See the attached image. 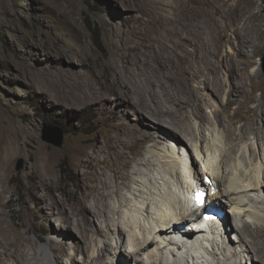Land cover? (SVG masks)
<instances>
[{
	"label": "bare ground",
	"instance_id": "6f19581e",
	"mask_svg": "<svg viewBox=\"0 0 264 264\" xmlns=\"http://www.w3.org/2000/svg\"><path fill=\"white\" fill-rule=\"evenodd\" d=\"M161 1L163 2L159 3L168 5L166 9L171 8L174 11V16L168 17L160 14L159 17H156L159 27L153 28L152 32L137 33V35L139 34L137 37L143 35L149 38L148 42L141 40L136 45L130 46L121 44V42L118 45L115 41L114 45L117 46L110 51L108 56L104 57L89 53L85 46L75 49L73 57H77L76 60L80 63V67L75 68V72L68 79L71 90L75 94L74 103L88 104L97 102L99 99L107 102L110 99L114 100L116 104H130L142 115L135 123L120 120L112 124L117 134L108 139L106 147L111 150V156L114 155V158L112 157V163L106 165L103 171L96 172L93 178L94 185L89 184L87 174L85 171L83 172L79 186L88 192L93 201V209H89L85 202L79 201V209L84 213V219L78 220L76 228L73 227V223H75L73 218L67 214L59 200L54 197L51 202V199L45 195L38 198L37 201L38 204H41L40 210L43 212V218L50 221L51 226L47 228L42 224L36 228L34 224H31L28 229L38 231L37 235L40 240H44L43 233L47 230L57 232L64 241H62L63 246L69 238L75 240L79 237L89 238L93 228L98 234L105 235L106 230L100 221H106L110 228L112 213H120V209L113 206V196L119 197L121 206L127 205L128 202L127 196L123 193L124 187L128 185L127 181L131 178V173L125 171L131 165L132 160H129L128 151H131L137 144L150 141L155 145L169 137L176 142V147H171L170 153L164 155L163 158H165L164 163L173 166L174 175L177 176V183H175L177 186L170 185L168 179L166 184L168 182L167 186L170 192L167 194L170 193V195H167L166 192L159 193L160 198L163 197L164 201L162 199L159 201L158 198L155 202H153V198L144 199L146 202H143L145 203L143 207H145L147 217H152L155 223L152 226L153 229L151 228L153 237H144L141 248L145 252L153 251L155 253L157 249L172 245L171 252L174 256L178 250H181L182 253V251L197 248L195 250L197 253L192 254L194 262L197 264L205 263V260L210 263L207 256L203 254L204 251L217 258L218 263L221 260L230 261L232 258L236 259L240 256V262L235 260L227 262V264H249L243 259V256L249 255L253 259L252 264H264V209L258 205V203L264 204V199L259 197V192L264 193V125L260 122L264 119V103L261 106L262 114H259L256 108H249L248 102L254 98V95L247 90L250 82L253 87L256 86L257 81H260V76L258 73H250L248 67L243 66L240 60H235L231 54L223 53L224 46L228 42L235 44L238 53H242L246 46V36L239 27L231 24L236 37L227 39L224 37L227 33L225 26L204 19L205 6L213 7L218 13H221L230 0H198L200 6L193 5V0ZM236 1L242 4V13L254 11L255 0ZM238 8L232 4L229 12L236 13ZM260 12L264 13V8ZM185 17H191V22H186ZM251 25L254 32L263 37L264 30L261 29V24L252 23ZM205 34L208 37H205ZM187 45H191L193 48L189 49ZM262 48L264 49V43ZM85 56L90 60L88 66L82 62V58ZM211 57H216L219 65ZM73 61L74 59H69V62ZM225 62H227L231 74L236 72L239 83L226 81L222 77L221 64L224 65ZM99 69L104 72L101 78L97 72ZM207 70L210 75H207ZM196 80H199L198 83L205 84L207 89H212V94L214 93L213 95L216 96H222L223 91L228 90V97L222 109H217L214 113L220 129L214 130L211 135L205 131V126L209 122V115L205 112L206 98H200L198 85L194 84ZM261 84L264 96V81ZM170 86L174 90L186 93L188 99H182L179 93H172L171 88L169 89ZM239 93L245 97V100L241 101L233 111L232 105L237 102V97L234 95ZM162 94L170 106L164 103ZM183 104L192 106V114L197 120L198 144L195 145L194 150L198 157L195 153L193 155V152L190 158L189 155L185 153L181 155L180 152L181 148L185 146L184 137L193 135L192 125L188 122L190 115L183 109ZM223 114L227 119L223 117ZM241 119L245 120L246 124L238 131L236 126L239 125ZM256 130V134L262 139V142L259 146L260 162L254 163L251 150L255 152L256 148H251L247 142H244V137ZM25 133L29 135L30 132ZM32 136H35L34 133ZM16 137L15 129L9 128L5 135L4 129L0 127V264H25V259H29L31 249L33 255L37 253L34 246L30 250L27 249L26 243H31V241L18 229V226H25L28 223L25 221L15 222L12 216V220H10L8 213L13 211L10 204L11 199L4 202L6 194L10 191L6 181L12 174L13 161L17 154H23V147L18 144ZM33 137L31 139L29 135L25 141L26 146L31 150L29 158L34 161L31 165L32 174L41 170L43 182L46 184L43 186L52 192L54 160L57 150H46L44 146L36 150L37 145L33 141ZM85 140L94 142L88 144L87 147L69 146L67 150L71 160L78 167H85L89 163H93L99 155L105 153L98 137H88ZM238 141H241L242 144ZM89 148H92L93 151L91 152ZM169 148L168 145V151ZM241 150H243L242 154ZM38 152L42 155L35 158V153ZM259 155L255 160H258ZM106 160L104 159V161ZM199 162H201L203 171L201 177H198L201 173L197 169ZM155 164L153 157H146L143 160L145 166H155ZM108 171L112 173L109 174ZM188 177L189 179H187ZM162 178L165 180V175ZM197 179L198 181L200 179L201 182L199 183ZM43 186H39L38 189L41 190ZM173 186L174 188L178 187L176 189L178 191L173 192ZM198 193H204L202 201L206 198H209L208 202L217 200L223 209L227 206L235 212L237 217L247 216L249 221L242 227H239L241 225L239 223L233 226L229 222V216L226 215L225 219L221 221L202 220V224L210 229L209 232L206 233L204 230L198 229L196 224L192 225L194 220L188 213V211L191 212V216L198 214L200 209L198 205L202 202L197 201ZM154 198L156 200V197ZM153 203L159 204L156 206L160 207L157 208L159 213L152 211L150 206ZM57 205H60L61 208L59 217H57L60 223L55 225L47 212L48 210L53 212ZM5 209H9V212H5ZM153 213L156 214V217ZM230 213L228 211V214ZM35 215L37 216V213ZM180 226H184L185 230L174 236L172 232L179 233L183 228ZM230 231H235V234L232 237L230 235L229 240L227 235ZM116 233L124 243L127 235L126 229L123 226H118ZM185 239L190 242V245H182L177 242ZM231 241H234V244L240 242L241 245L246 244V250H243V253L240 252L232 245ZM50 243H52L51 240ZM155 244H157V248L153 247ZM170 246L169 248H171ZM54 247L56 262L62 264V255L57 251L58 246L55 244ZM221 247L224 249L221 253L223 258L217 257ZM229 251L233 253L232 256L228 255ZM11 255H14L15 259L11 258ZM137 255L139 256L138 251L132 250L126 256L120 250L118 257L123 264H131V257H137ZM41 256L43 261L47 259L44 251L41 252ZM171 258L169 255L167 259L169 264L172 263L170 262ZM85 259L86 264L103 263L101 253L92 260ZM149 260L148 264H158L153 256H150ZM45 264L50 263L45 261Z\"/></svg>",
	"mask_w": 264,
	"mask_h": 264
},
{
	"label": "rangeland",
	"instance_id": "374dc122",
	"mask_svg": "<svg viewBox=\"0 0 264 264\" xmlns=\"http://www.w3.org/2000/svg\"><path fill=\"white\" fill-rule=\"evenodd\" d=\"M255 1L254 11L251 13H242V4L236 0H230L221 13H218L213 7L205 6L204 19L225 26L227 33L224 37L227 39L236 37L233 32L234 27H231V24L239 27L246 36V46L242 53H238L235 44L230 42L224 46L223 53L231 54L235 60H240L243 66L248 67L250 73L259 74L260 81H257L256 86L253 87L251 82L247 86V90L254 95V98L248 102V107L256 108L258 113L262 114L261 106L264 103V96L261 83L264 81V49L262 48L264 34L262 37L259 33H255L251 24H261V29L264 30V13L260 12L264 8V0ZM159 2L163 1L160 0ZM159 2L156 0H0V127L4 129L5 135L9 128L15 129L18 144L23 147V154H17L15 157L12 164V174L6 181L10 191L6 194L4 202L11 199L10 204L13 211L8 213L9 209H5L10 220H12V216L15 222L25 221L28 223L25 226H18V229L31 241V243H26L27 249L30 250L34 246L37 253L33 255L31 249L29 259H25V264H45V261L50 264H57L55 244L58 246L57 251L62 255V264H86L85 258L92 260L96 255L98 257L99 253L103 256L102 264H123L118 257L120 250L126 256L132 250L139 252V256L131 257V264H148L150 256H153L158 264H169L167 262L169 255L172 257L171 264H197L192 256L193 253H197L195 251L197 248L182 251V253L181 250H178L177 253L175 252V256L171 252L172 245H168V247L162 245L163 248L157 249L155 253L153 251L145 252L141 248L144 237H153L154 234L151 233H153L152 226L155 223L152 217H147L145 207H143L144 199L153 198V202H155L158 198L159 201H161L160 199L164 201L163 197L160 198L159 193L166 192L167 194L170 192L167 186L168 182L166 184L168 179L170 185L177 186L175 184L177 183V176L174 175L173 166L164 163L165 158H163L164 155L170 153L171 147H176V142L169 137L155 145L154 142L150 141L137 144L131 151H128L129 160H132L131 165L125 171L131 173V178L127 181L128 185L123 189L128 202L127 205L121 206L119 197L113 196V206L120 209V213H112L110 228L106 221H100L106 230L105 235L98 234L93 228L89 238L79 237L76 240L69 238L63 246L62 237L57 232L47 230L43 233L44 240H40L37 235L38 231L28 229L31 224H34L36 228L42 224L47 228L51 226L50 221L43 218V212L40 210L41 204H38L37 201L38 198L45 195L51 199V202H53L54 197L59 200L67 214L73 218L75 222L73 227L76 228L78 220L84 219V213L79 209V201L85 202L89 209H93V201L88 192L79 186L83 172H86L89 184L94 185L93 178L96 172L103 171L106 165L112 163L111 160L114 155L111 156V150L106 147L108 139L117 134L112 124L120 120L135 123L142 115L132 105L116 104L114 100L110 99L107 102L99 99L97 102L88 104L74 103L75 94L71 90L68 79L75 72V68L80 67V63L76 60L77 57H73L75 56V49L85 46L89 53L104 57L108 56L110 51L117 46L114 45L115 41L118 45L121 42V44L130 46L136 45L141 40L148 42L149 38L143 35L137 37L139 35L137 33L152 32L153 28L159 27V21L156 17H159L160 14L168 17L174 16V11L171 8L166 9L168 5ZM193 2V5L200 6L198 0H193ZM232 4H235L237 8L239 7L236 13L229 12ZM185 21L191 22V17H185ZM119 36L122 37L118 38ZM205 37L208 35L205 34ZM187 47L193 48L191 45H187ZM70 58L74 61L69 62ZM211 59L219 65L216 57H211ZM82 62L85 66L90 65V60L86 56L82 58ZM221 69V75L226 81L239 83L236 72L231 74L227 62L224 65L221 64ZM99 70L97 72L101 78L104 72ZM207 75H210L208 70ZM198 81L196 80L194 84L198 85L200 98H206L205 112L209 115V122L205 126V131L211 135L214 130L220 129L214 113L217 109H222L228 97V90L225 89L226 91H223L222 96H216L213 95L214 93L212 94V89H207L205 84L198 83ZM171 92L179 93L182 99H188L186 93L180 90L171 88ZM234 96L237 97V102L232 105L233 111L241 101L245 100V97L240 93ZM133 97L135 98V96ZM161 97L164 99V103L170 106L163 94ZM182 107L190 115L188 122L192 125L193 135L188 136V139L183 136L185 146L181 148L180 152L181 155L185 153L190 158L192 152L193 155L195 153V145L198 144L197 120L192 114L191 105L183 104ZM245 110L247 109L245 108ZM223 117L227 119L225 114ZM147 118L150 119L148 116ZM53 122L61 124L60 126L63 128L64 141L62 146H57L44 139L45 124H52ZM260 122L264 125V119ZM225 123L227 124L226 121ZM245 124L246 121L241 119L239 125L236 126L238 131ZM22 130L29 131L31 139L34 133L33 141L37 145L36 150L41 146H44L46 150H57L54 160L52 192L43 186L46 184L43 182L41 170L32 174L31 165L34 161L29 158L31 150L25 143L29 135ZM256 132L257 130L244 137V142H247L251 148H256L255 152L251 150L253 153L252 162L254 163L260 162L259 146L262 142ZM88 137H98L105 153L99 155L93 163H89L85 167H78L71 160L67 150L69 146L74 145L87 147L88 144L94 142L85 140ZM238 142L242 144L241 141ZM91 149L89 148L92 152L93 149ZM241 151L242 154L243 150ZM40 155H42L40 152L35 153V158H39ZM195 155L198 157L196 153ZM257 155L259 158L255 160ZM178 156H180L179 153ZM146 157H153L155 166L143 165V160ZM21 158L24 159V164L18 170L17 165ZM104 159L108 161H104ZM245 163L248 164L246 161ZM197 169L201 171L198 176L201 177L203 173L201 162H199ZM169 170L173 173L168 172ZM108 172L109 174L112 173L111 171ZM164 175L165 180L162 178ZM198 182H201L200 179ZM39 186H43V188L40 190L38 189ZM174 186L172 191H178L176 190L178 187L174 188ZM259 197L264 199V193L259 192ZM258 205L264 209L263 203H258ZM156 206L159 204L153 203L150 207L153 212L159 213L160 207ZM60 209V205H57L53 212L51 210L47 212L55 225L60 223L57 220ZM225 211L233 226L238 223L244 226L249 221L247 216L237 217L235 212L227 206ZM228 211L231 213L228 214ZM154 216L156 217V214ZM118 226H123L126 229L127 235L124 243L119 234L116 233ZM172 234L176 235L175 232ZM234 234L235 231H230L227 235L228 239L230 240V235L232 237ZM215 240L218 241V239ZM220 240L219 242H221ZM177 242L187 245L184 241ZM231 243L240 252L247 248L246 244L241 245V242L234 244V241H231ZM153 247L157 248L158 246L155 244ZM222 248L218 250L219 255L217 257L223 258L221 253L224 249ZM42 251L47 256L45 261L42 260ZM203 254L207 256L210 263L205 260V263L201 262L200 264H227L230 261L238 260L240 262L241 260L239 256L230 261L225 259V263L223 260L218 263L217 258L212 254L205 251ZM228 255L232 256L233 253L229 251ZM90 256L92 257L89 258ZM11 258L15 259L14 255H11ZM243 259L249 264L253 263V259L249 255L243 256Z\"/></svg>",
	"mask_w": 264,
	"mask_h": 264
},
{
	"label": "water",
	"instance_id": "95a60500",
	"mask_svg": "<svg viewBox=\"0 0 264 264\" xmlns=\"http://www.w3.org/2000/svg\"><path fill=\"white\" fill-rule=\"evenodd\" d=\"M44 139L45 141L51 142L57 146H62L64 141L63 129L59 126L52 124H45ZM24 159H20L17 165V169L20 170L23 167Z\"/></svg>",
	"mask_w": 264,
	"mask_h": 264
},
{
	"label": "clouds",
	"instance_id": "9594fccd",
	"mask_svg": "<svg viewBox=\"0 0 264 264\" xmlns=\"http://www.w3.org/2000/svg\"><path fill=\"white\" fill-rule=\"evenodd\" d=\"M187 198H188V197H187ZM208 200H209V198H206L204 201L201 202V204H204L206 208L208 207L209 203L211 202V201L208 202ZM201 204L198 205V206H199L198 208L201 207ZM219 205H220V204H219ZM219 207H220V209H221V210L223 211V213H224V216L221 217V219H220V221H221V220H224V219H225V217H226L227 214H226L225 209H223V207H221V206H219ZM190 217H191V216H190ZM191 218L194 220V223H192V225H193V224H196V226L198 227V223H197V222H199V220H200V218H201V213H198V214L196 215V218H193V217H191ZM240 226L242 227V224L239 225V227H240ZM180 227L185 228L184 226H180ZM198 229H201V228L198 227ZM201 230H204V229H201ZM209 230H210V229H209ZM209 230H208V231H205V230H204V231L207 233V232H209ZM179 232H180V231H179ZM177 234H179V233H176V235H177ZM240 236H242V235L240 234ZM186 244H187V245H190L189 242H186Z\"/></svg>",
	"mask_w": 264,
	"mask_h": 264
},
{
	"label": "snow or ice",
	"instance_id": "6c2138e0",
	"mask_svg": "<svg viewBox=\"0 0 264 264\" xmlns=\"http://www.w3.org/2000/svg\"><path fill=\"white\" fill-rule=\"evenodd\" d=\"M203 195H204V193H198L197 194V201L199 202V201H202V198H203Z\"/></svg>",
	"mask_w": 264,
	"mask_h": 264
},
{
	"label": "trees",
	"instance_id": "16d2710c",
	"mask_svg": "<svg viewBox=\"0 0 264 264\" xmlns=\"http://www.w3.org/2000/svg\"><path fill=\"white\" fill-rule=\"evenodd\" d=\"M52 124H54V125H56V126H59L60 128H62L59 124H57V123H55V122H53ZM63 129V128H62Z\"/></svg>",
	"mask_w": 264,
	"mask_h": 264
}]
</instances>
